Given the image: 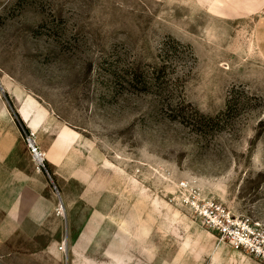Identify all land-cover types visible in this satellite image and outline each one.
<instances>
[{
	"label": "rangeland",
	"instance_id": "obj_1",
	"mask_svg": "<svg viewBox=\"0 0 264 264\" xmlns=\"http://www.w3.org/2000/svg\"><path fill=\"white\" fill-rule=\"evenodd\" d=\"M0 110V264H264L194 207L264 228V0H0Z\"/></svg>",
	"mask_w": 264,
	"mask_h": 264
},
{
	"label": "built area",
	"instance_id": "obj_2",
	"mask_svg": "<svg viewBox=\"0 0 264 264\" xmlns=\"http://www.w3.org/2000/svg\"><path fill=\"white\" fill-rule=\"evenodd\" d=\"M28 147L33 155L42 156L33 136L28 137ZM194 207L202 225L217 232L220 241L264 263V228L259 223L249 216L232 214L219 202H194Z\"/></svg>",
	"mask_w": 264,
	"mask_h": 264
},
{
	"label": "crops",
	"instance_id": "obj_3",
	"mask_svg": "<svg viewBox=\"0 0 264 264\" xmlns=\"http://www.w3.org/2000/svg\"><path fill=\"white\" fill-rule=\"evenodd\" d=\"M7 125L10 127L7 131L5 130L6 127L2 128V126L0 128V212L5 213L4 221L10 222L13 214L17 216V213L21 211L26 203L30 201L32 203L35 202L36 195L33 190L26 189V174H23L20 170L13 171L5 167L13 144L11 138L12 127L11 124ZM21 184H23V186H21ZM15 189L25 190L26 193L22 191L13 195L11 190ZM29 208H27V210H29Z\"/></svg>",
	"mask_w": 264,
	"mask_h": 264
},
{
	"label": "bare ground",
	"instance_id": "obj_4",
	"mask_svg": "<svg viewBox=\"0 0 264 264\" xmlns=\"http://www.w3.org/2000/svg\"><path fill=\"white\" fill-rule=\"evenodd\" d=\"M1 113H2V112H1V110H0V114H1ZM2 118H3L4 120L9 119L6 115H4ZM9 121H10V120H9ZM36 158L38 159V161L42 162V158H41V157L36 156Z\"/></svg>",
	"mask_w": 264,
	"mask_h": 264
},
{
	"label": "trees",
	"instance_id": "obj_5",
	"mask_svg": "<svg viewBox=\"0 0 264 264\" xmlns=\"http://www.w3.org/2000/svg\"><path fill=\"white\" fill-rule=\"evenodd\" d=\"M199 113V112H198ZM188 117H191V115L187 114Z\"/></svg>",
	"mask_w": 264,
	"mask_h": 264
},
{
	"label": "water",
	"instance_id": "obj_6",
	"mask_svg": "<svg viewBox=\"0 0 264 264\" xmlns=\"http://www.w3.org/2000/svg\"><path fill=\"white\" fill-rule=\"evenodd\" d=\"M61 206H62V202H61Z\"/></svg>",
	"mask_w": 264,
	"mask_h": 264
}]
</instances>
